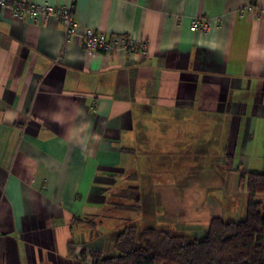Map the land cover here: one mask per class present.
Masks as SVG:
<instances>
[{
    "label": "crops",
    "instance_id": "crops-1",
    "mask_svg": "<svg viewBox=\"0 0 264 264\" xmlns=\"http://www.w3.org/2000/svg\"><path fill=\"white\" fill-rule=\"evenodd\" d=\"M9 1L73 4L80 33L147 52L87 53L58 19L0 10V264L115 254L119 229L94 219L147 174L155 207L193 237L239 219L240 172L264 173V0Z\"/></svg>",
    "mask_w": 264,
    "mask_h": 264
},
{
    "label": "trees",
    "instance_id": "trees-1",
    "mask_svg": "<svg viewBox=\"0 0 264 264\" xmlns=\"http://www.w3.org/2000/svg\"><path fill=\"white\" fill-rule=\"evenodd\" d=\"M239 176L247 201L238 220L213 218L202 238L175 236L151 224L128 225L116 235L115 254L92 251V264H264V173Z\"/></svg>",
    "mask_w": 264,
    "mask_h": 264
},
{
    "label": "built area",
    "instance_id": "built-area-1",
    "mask_svg": "<svg viewBox=\"0 0 264 264\" xmlns=\"http://www.w3.org/2000/svg\"><path fill=\"white\" fill-rule=\"evenodd\" d=\"M9 10L17 19L38 20L41 17L58 19L65 27L66 40L80 37L87 53L94 51L110 55L112 52H120L131 55H145L147 48L144 42L135 41L127 36L119 35L110 39L109 36L87 29L80 33L77 28L74 5L53 7L49 5H35L22 1L0 0V10ZM259 16V14H257ZM210 28L209 20L193 18L190 29L193 32L207 33Z\"/></svg>",
    "mask_w": 264,
    "mask_h": 264
},
{
    "label": "rangeland",
    "instance_id": "rangeland-1",
    "mask_svg": "<svg viewBox=\"0 0 264 264\" xmlns=\"http://www.w3.org/2000/svg\"><path fill=\"white\" fill-rule=\"evenodd\" d=\"M139 179L141 181L140 184L127 185V187H133L136 189L124 190L117 193L121 194V196L118 195L113 201V203L119 205H126V209H109L111 210V213H108V215H111L110 217L105 216L102 219H94L95 221L93 224H95L94 227L96 232L100 231V233L103 232L105 235H109L113 230H116L117 228L123 230V228L128 225L145 226L151 224L158 229L168 230L175 236L198 238L193 237L188 230H184L185 228L182 224H179V221L174 220L171 223L170 220H165L166 213L161 205L155 207V199L154 201H151V199L155 197V191L153 190L152 193L148 191L149 182H152L153 179L152 176L147 174L143 177H139ZM244 201V205H246L247 197ZM127 206H139L140 210L136 208L132 209L131 207L128 208ZM101 220H103V223H99ZM231 220L232 219L229 221ZM88 258L91 259L90 256Z\"/></svg>",
    "mask_w": 264,
    "mask_h": 264
}]
</instances>
